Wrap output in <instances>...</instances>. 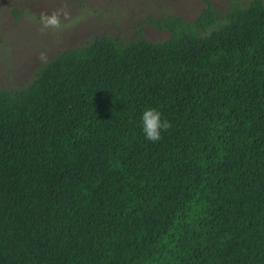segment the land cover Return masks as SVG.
<instances>
[{"label": "trees", "instance_id": "1", "mask_svg": "<svg viewBox=\"0 0 264 264\" xmlns=\"http://www.w3.org/2000/svg\"><path fill=\"white\" fill-rule=\"evenodd\" d=\"M205 2L0 91V264H264V0Z\"/></svg>", "mask_w": 264, "mask_h": 264}, {"label": "rangeland", "instance_id": "2", "mask_svg": "<svg viewBox=\"0 0 264 264\" xmlns=\"http://www.w3.org/2000/svg\"><path fill=\"white\" fill-rule=\"evenodd\" d=\"M209 1L222 22L252 0ZM205 7V0H0V91L26 88L64 51L104 36L122 45L139 37L165 41L170 31L152 21L177 16L194 24Z\"/></svg>", "mask_w": 264, "mask_h": 264}, {"label": "clouds", "instance_id": "3", "mask_svg": "<svg viewBox=\"0 0 264 264\" xmlns=\"http://www.w3.org/2000/svg\"><path fill=\"white\" fill-rule=\"evenodd\" d=\"M140 120L145 139L153 142L160 140L163 130L169 127V122L162 118V113L153 107L145 108Z\"/></svg>", "mask_w": 264, "mask_h": 264}]
</instances>
